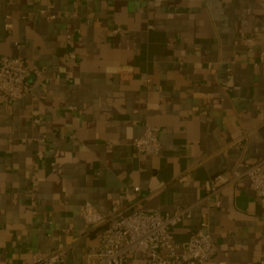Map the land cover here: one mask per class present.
<instances>
[{
	"label": "crops",
	"instance_id": "1",
	"mask_svg": "<svg viewBox=\"0 0 264 264\" xmlns=\"http://www.w3.org/2000/svg\"><path fill=\"white\" fill-rule=\"evenodd\" d=\"M261 52L264 0H0V58L41 72L30 96L0 98V264L33 252L84 264L100 230L85 203L193 206L176 243L206 221L217 252L205 264L264 259V200L247 178L200 201L208 178L264 161ZM144 126L160 129L159 157L133 154Z\"/></svg>",
	"mask_w": 264,
	"mask_h": 264
},
{
	"label": "built area",
	"instance_id": "2",
	"mask_svg": "<svg viewBox=\"0 0 264 264\" xmlns=\"http://www.w3.org/2000/svg\"><path fill=\"white\" fill-rule=\"evenodd\" d=\"M54 18V16H50ZM122 33L120 28L110 30V36ZM251 43V39L246 40ZM74 59L72 53L69 54ZM264 57V52L260 53ZM41 72L32 68L28 62L19 56H2L0 58V98L18 101L30 96L34 84L30 77H40ZM144 83V77L141 78ZM74 109V108H70ZM34 125H39L38 119H33ZM160 129L155 126H144L139 137L132 140L130 146L137 159L159 157L161 144L158 139ZM70 134L69 139H74ZM43 146L44 139H35ZM36 156L44 158V152L38 150ZM243 178L249 181L253 194L264 200V161H254L242 170H229L214 175L204 181L203 194L200 201L218 200L222 191L235 186ZM138 192V187L133 188ZM35 202H31L30 211H34ZM191 207H178L172 213H147L137 207L115 205L108 214L96 211L89 203L79 208V216L86 225H99L97 235L98 245L83 257L84 264H128L135 255H142L146 264H205L217 252L206 221H202L190 234L184 244L174 241L173 230L185 219L191 217ZM28 264H60L57 252L43 254L33 252ZM254 264H264V259H258Z\"/></svg>",
	"mask_w": 264,
	"mask_h": 264
}]
</instances>
